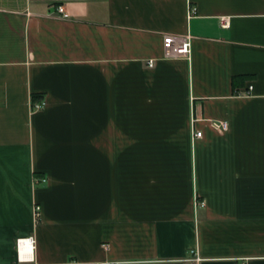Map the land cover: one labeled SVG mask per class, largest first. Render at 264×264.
I'll return each instance as SVG.
<instances>
[{"label": "crops", "instance_id": "obj_1", "mask_svg": "<svg viewBox=\"0 0 264 264\" xmlns=\"http://www.w3.org/2000/svg\"><path fill=\"white\" fill-rule=\"evenodd\" d=\"M191 250L264 264V0H0V264Z\"/></svg>", "mask_w": 264, "mask_h": 264}, {"label": "built area", "instance_id": "obj_2", "mask_svg": "<svg viewBox=\"0 0 264 264\" xmlns=\"http://www.w3.org/2000/svg\"><path fill=\"white\" fill-rule=\"evenodd\" d=\"M56 12L59 15L63 16L64 7L61 5L57 6ZM194 13H195V10L193 8L189 9V15H193ZM218 23H219V26L223 29H227L229 27V21H228V18L226 17L219 18ZM163 43L165 46L169 48L173 56L189 58L190 56V37L189 36H185L180 41H176L173 36L166 35L163 38ZM147 65L151 67L152 62L149 61ZM44 106H45V101L42 99V100H39L38 102L31 103L30 108H31V111H39V110H42ZM214 126H216L220 130H225L227 128V124L225 122L214 124ZM192 137L200 138L201 132L192 131ZM38 181H40L41 183H45V179L43 178ZM198 205L202 206L203 203L201 202ZM34 215H35V218L38 219L39 217V207L38 206L34 207ZM32 243H33L32 238L18 239L16 241V248H17V252H18L20 260L27 259V255L29 254L32 248ZM200 260L201 259L199 258L197 251L191 250L185 262L188 264H198Z\"/></svg>", "mask_w": 264, "mask_h": 264}, {"label": "trees", "instance_id": "obj_3", "mask_svg": "<svg viewBox=\"0 0 264 264\" xmlns=\"http://www.w3.org/2000/svg\"><path fill=\"white\" fill-rule=\"evenodd\" d=\"M232 87L235 88L237 86V81H236V77L232 79Z\"/></svg>", "mask_w": 264, "mask_h": 264}]
</instances>
